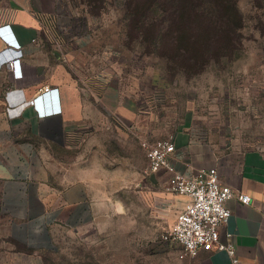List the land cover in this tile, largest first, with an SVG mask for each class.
<instances>
[{
	"label": "crops",
	"instance_id": "0c3cea01",
	"mask_svg": "<svg viewBox=\"0 0 264 264\" xmlns=\"http://www.w3.org/2000/svg\"><path fill=\"white\" fill-rule=\"evenodd\" d=\"M57 19L56 0H0V29L11 26L23 50L20 77L8 66L0 71V260L43 264L42 255L61 251L73 260L95 247L114 264H233L217 249L181 257L183 245L163 238L168 229L162 235L112 229L121 228L107 218L119 208L118 165L141 150L129 134L136 113L113 85L100 97L84 87L88 80L57 43ZM5 46L0 32V52ZM44 86L58 88L59 99L47 101V114L39 116L30 101ZM174 136L178 171L215 167L223 185L252 197L250 204L227 202L232 214L220 240L235 243L238 264H264V142L207 143L188 128ZM166 177L165 170L155 174L158 182ZM187 201L178 196L177 213ZM105 230L112 234H97Z\"/></svg>",
	"mask_w": 264,
	"mask_h": 264
},
{
	"label": "rangeland",
	"instance_id": "374dc122",
	"mask_svg": "<svg viewBox=\"0 0 264 264\" xmlns=\"http://www.w3.org/2000/svg\"><path fill=\"white\" fill-rule=\"evenodd\" d=\"M172 7L168 0H56L57 43L71 53L75 73L88 80L84 87L100 97L104 87L113 85L136 113L129 133L133 140L129 138L141 150L134 149L130 163L118 165L113 200L119 208L106 215L120 222L114 231L148 228L162 235L177 214L179 195L148 175L143 142L174 139L181 128L207 143H243L247 148L264 142V0L239 1L244 27L236 44L219 41L210 47L211 54L191 46L190 59L169 37L177 19ZM160 29L164 36H159ZM101 253L87 247L73 260L61 251L42 255L41 262L114 264Z\"/></svg>",
	"mask_w": 264,
	"mask_h": 264
},
{
	"label": "built area",
	"instance_id": "2783aa9c",
	"mask_svg": "<svg viewBox=\"0 0 264 264\" xmlns=\"http://www.w3.org/2000/svg\"><path fill=\"white\" fill-rule=\"evenodd\" d=\"M0 32L6 43L0 52V71L3 66H8L15 71V77H20L22 45L15 38L11 26H4ZM58 99V88L44 86L40 94L30 102L39 116H45L46 102ZM142 146L148 162V175L165 170L167 177L164 184L167 191L188 198L163 238L178 241L183 245L181 257L195 258L203 251L217 249L226 251L233 264H238L240 258L235 243L231 239L227 243L220 240L221 227L228 222L232 214L227 205L229 200L237 198L243 204H250L252 197L249 194L237 193L230 186L223 185L215 167H201L191 175L178 171L173 164L176 151L173 137L145 141Z\"/></svg>",
	"mask_w": 264,
	"mask_h": 264
},
{
	"label": "trees",
	"instance_id": "16d2710c",
	"mask_svg": "<svg viewBox=\"0 0 264 264\" xmlns=\"http://www.w3.org/2000/svg\"><path fill=\"white\" fill-rule=\"evenodd\" d=\"M171 1L168 0V3L172 4V10L177 13V19L174 22V33L171 31L169 37L177 50L183 51L184 57L193 58L194 55L189 49L191 46L200 54H211L210 47L219 41L225 42L230 39L228 42L231 43L232 39L236 44V38L244 27L242 24L244 16L239 7L240 0ZM81 26H84V23ZM159 36H164L161 29Z\"/></svg>",
	"mask_w": 264,
	"mask_h": 264
},
{
	"label": "water",
	"instance_id": "95a60500",
	"mask_svg": "<svg viewBox=\"0 0 264 264\" xmlns=\"http://www.w3.org/2000/svg\"><path fill=\"white\" fill-rule=\"evenodd\" d=\"M151 179H152L153 181H156V180H155V175H154V174L151 175Z\"/></svg>",
	"mask_w": 264,
	"mask_h": 264
}]
</instances>
